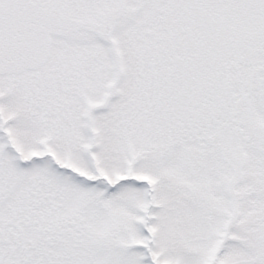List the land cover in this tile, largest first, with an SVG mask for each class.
Masks as SVG:
<instances>
[{"label": "snow or ice", "instance_id": "6c2138e0", "mask_svg": "<svg viewBox=\"0 0 264 264\" xmlns=\"http://www.w3.org/2000/svg\"><path fill=\"white\" fill-rule=\"evenodd\" d=\"M0 264H264V0H0Z\"/></svg>", "mask_w": 264, "mask_h": 264}]
</instances>
